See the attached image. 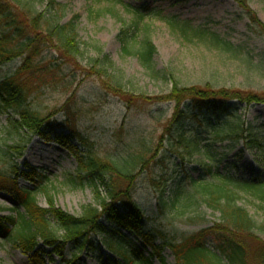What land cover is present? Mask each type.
Instances as JSON below:
<instances>
[{"label": "trees", "instance_id": "1", "mask_svg": "<svg viewBox=\"0 0 264 264\" xmlns=\"http://www.w3.org/2000/svg\"><path fill=\"white\" fill-rule=\"evenodd\" d=\"M237 2L251 30L264 37V24L249 6L250 0ZM131 10L137 18L120 20L116 35L121 54L136 58L145 71L159 77L161 73L155 70L153 62L156 48L147 29L140 27L144 14L137 8ZM64 18L65 9L58 0H0V69L20 61L0 81V114L17 113L18 120L10 122L12 131L18 135L25 132L30 137L23 147L0 146V163L4 164L0 168V190L12 192L24 212L0 218V234L33 264H49L44 258H51L50 253L66 264H76L81 253L93 254L100 246L117 256L113 264H153L154 257L166 264L162 256L165 248L172 252L175 264H264V218L257 222L238 204L243 192L264 206V174H251L248 179L233 177L229 167L217 166L221 158L216 160L210 146L216 139H242L245 142L236 155L239 158L259 146L258 136L248 135V140L237 133L220 136L219 129L228 120H239L238 106L264 104L263 94L216 89L209 83L181 87L174 80L167 96L154 99L156 103L172 104L173 109L156 147L161 149L151 161L140 156L118 166L91 154L78 158V174L69 178L68 183L90 186L97 202L96 206H84L80 217L54 208L47 192L44 195L50 208L37 206L34 193L46 183L38 172L31 179L26 170L19 171L18 178L34 181V189H16L12 179L18 169L13 160L22 156L33 136L51 141L55 128H60L80 142L85 141L76 124L57 123L52 120L53 112L42 115L30 109L35 95L63 86L72 98L76 93L72 87L79 74L83 76L80 83L95 81L102 90L127 99L122 75L96 44L90 47L99 59L81 64L79 57L83 51L77 41L76 18L62 23ZM172 21L184 34L188 33L185 23ZM209 41L236 50L218 37L209 36ZM253 129L264 134V125ZM192 153L202 155L196 165L187 162L186 154ZM142 182L149 198L140 203L137 190ZM201 208L216 214L217 220L178 234L150 227L145 214L148 209L152 216L166 219L170 213L183 217L189 210L197 212ZM125 232L141 240L144 249L149 248L151 253L144 256Z\"/></svg>", "mask_w": 264, "mask_h": 264}, {"label": "rangeland", "instance_id": "2", "mask_svg": "<svg viewBox=\"0 0 264 264\" xmlns=\"http://www.w3.org/2000/svg\"><path fill=\"white\" fill-rule=\"evenodd\" d=\"M58 3L65 9L62 23L76 18L77 41L83 51L82 57H79L81 64L99 59L90 47L96 44L111 61L114 70L122 75L127 86V99L102 90L95 81L80 83L83 76L77 74L78 82L72 87L76 93L72 98L70 92L58 86L43 90L31 100L30 109L42 115L53 112L52 120L57 123L69 121L76 124L85 139L82 143L73 138L68 130L55 128L51 141L33 136L25 145L22 156L14 158L18 171L12 180L18 191L22 188L34 189V181L18 178L19 171L26 170L31 179L37 172L44 176L45 186L34 193L36 204L41 209L50 208L44 195L46 192L52 197L54 208L74 217L81 216L84 206L97 205L90 186L68 183L69 178H76L78 174V158L81 155L91 154L118 166L140 156L151 161L153 154L161 149L156 150V147L173 109L172 104L156 103L154 99L167 96L174 80L181 87L209 83L216 89L264 95V37L251 30L237 0H58ZM249 6L264 24V0H250ZM134 8L144 14L140 27L147 29L156 48L153 62L155 70L161 73L159 77L145 71L136 58L121 54L116 39L120 20L132 21L136 17L131 10ZM172 20L185 23L188 33L184 34ZM209 36L218 37L236 50L213 45ZM19 64L17 60L3 66L0 81ZM66 102L68 107L62 110ZM237 117L238 121L228 120L226 126L219 129L220 136L237 133L246 139L252 134L258 136L260 145H255L239 158L236 155L244 148V140L216 139L210 146L216 160L221 158L217 166L220 169L229 167L230 174L237 179H248L255 173L264 174V134L253 129L254 126L264 125V104L240 105ZM15 120H18L15 112L0 114L2 148L13 145L23 147L24 141L30 138L25 132L18 135L12 131L10 122ZM186 155L189 165H196L202 160L199 153ZM0 168H4L3 163H0ZM137 193L140 203L149 198L144 182L139 184ZM101 196H104L103 192ZM238 204L257 222L263 220L264 206L256 200L241 192ZM147 210L145 214L149 217L150 227L168 233L197 230L217 220L216 214L204 208L197 212L189 210L183 217L170 213L166 219L152 216ZM17 212L24 214L13 193L0 190V218L16 216ZM57 234L61 235L60 232ZM124 235L129 237L135 248L142 250L144 256L151 253L149 248L144 249L141 240L128 232ZM50 255L51 258H44L47 263L66 264L55 255ZM162 256L166 264H175L169 249L165 248ZM117 259L100 246L99 251L93 254H81L76 264H113ZM152 263L160 264L157 257ZM0 264L33 263L0 234Z\"/></svg>", "mask_w": 264, "mask_h": 264}]
</instances>
